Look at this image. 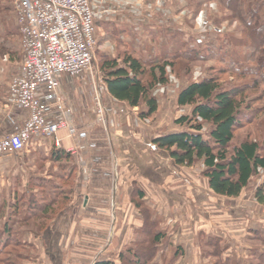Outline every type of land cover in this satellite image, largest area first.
<instances>
[{"label":"rangeland","instance_id":"obj_1","mask_svg":"<svg viewBox=\"0 0 264 264\" xmlns=\"http://www.w3.org/2000/svg\"><path fill=\"white\" fill-rule=\"evenodd\" d=\"M16 1L0 0V45L3 48L0 47L4 53L11 55L10 57L20 60L23 58V53L14 11ZM108 2L103 8L99 7L98 9V11L105 9V18L100 14L96 16L95 50L92 66L79 78H64L63 80L67 86L63 88L62 94L76 110L85 105H88L89 110L93 108L92 97L97 83L105 91L101 79L100 59L98 58L100 56L116 58L122 55L124 50H128L137 57L146 58L150 53V55L176 52L181 54L186 50L199 49L205 52L203 55L224 52L225 56L227 54L228 60H237V54L240 50L230 49L224 39L228 35L239 37L240 25L225 21L224 18L228 16L227 12L223 9L219 10L213 4L202 7V12L196 16V13H192L194 2L189 8L186 0H140L139 2L137 0H109ZM261 16L264 18V9L261 11ZM10 39L12 45L9 47L7 41ZM241 52L243 53L242 50ZM218 60L219 58H212L205 63L199 61L189 63L184 62L183 59L175 62L173 74L168 73V84L164 87H156L151 91L158 103V111L148 120H142L144 124L149 129L158 131L159 135H165L163 132L171 131L176 124L175 121L189 113V108L181 110L176 106L175 101L178 92L189 83L197 81L207 74L206 69L208 67L220 66L221 62ZM2 68L0 63V73L3 71ZM103 93L102 91V98ZM104 105L108 107L107 104ZM138 112L139 109L136 108L137 117ZM8 127L5 122L0 126V139L11 133L8 131ZM97 127L102 129L100 126ZM183 127L188 129L186 125ZM209 129L208 126L204 125L202 134L205 138L208 137ZM242 136H245L244 132L238 134L234 143H238ZM97 143L103 142L97 141ZM99 147L100 150L98 151L104 153L98 154L88 151V155L84 157L88 158L83 163L77 160L78 157H75V154L73 157L76 159L73 160L74 163L72 164L64 166L42 165L43 171L53 175V178L47 179H52L50 181L52 184L44 185L46 198L55 197V194L61 190L67 191L71 188L72 192L70 196H67L68 198H64L68 199L66 202L63 201L62 210L65 209V211L57 217L54 216L48 222L42 224L33 219L29 220L25 227H21L19 223L26 221L30 216L26 205L20 209L14 218L9 220L8 225L14 234L12 244H18V248L12 249L10 254V256L14 255V258H11L13 264H94L97 261H110L114 264H120L119 254L134 249V243L139 239V227L142 225H139L138 219V215L141 213L134 211L129 206L123 208L121 190L116 194L114 186L113 189L110 186V178L102 175L105 170L112 171L115 167L114 147L110 144H107L105 148L103 145ZM89 155L91 158L95 155L103 156L99 165L93 166L97 169H92L96 173L94 175H91V165L89 164L91 158L89 159ZM15 156H9L13 159L10 160L11 163L18 158ZM116 156L118 162L120 159L118 155ZM106 158L108 161L105 160ZM159 160L162 162L161 159ZM187 170L197 181L205 180L201 176L203 170L201 163H197ZM70 173H72V177L68 183L63 184L58 181L60 176L66 177ZM261 180L264 182V174L255 178L244 192H255L257 186L264 185ZM42 182L46 183V179H42ZM7 189L6 184H0V197H8ZM24 189L25 187L18 191L21 192ZM134 190L138 191V188L134 186ZM131 195L129 200L134 203L135 199L133 198L136 196L132 197ZM117 198L119 199L117 200ZM214 203H216L215 206L220 204L216 201ZM7 214L9 211H6ZM161 215V213L152 210L149 220L156 230L165 233L168 238L166 248L164 245L157 253L154 264H175L180 256V247L178 248L177 244L172 243V234L165 229L168 222L165 224ZM2 221L0 220V229ZM221 244L224 247V252L226 248L230 247L229 254L231 257L234 256V259H230L223 255V259L231 260L232 264L247 263L246 258L244 260L243 256L237 258L232 253L233 245L231 246L226 241L222 242V240ZM170 248L175 249V254L172 258H167L166 253ZM254 252L260 253L257 249ZM251 253L252 251L249 252L248 263L252 257ZM196 256L192 261L183 262V264H214L215 262L213 258L204 257L200 249H198ZM0 259H4V257Z\"/></svg>","mask_w":264,"mask_h":264},{"label":"trees","instance_id":"obj_2","mask_svg":"<svg viewBox=\"0 0 264 264\" xmlns=\"http://www.w3.org/2000/svg\"><path fill=\"white\" fill-rule=\"evenodd\" d=\"M186 2L189 8L194 2L192 13H196V16L202 12V7L213 4L227 12L225 21L240 25L239 37L228 35L224 39L230 49L240 50L236 61L228 60L224 52L203 55L205 52L199 49L186 50L181 54L150 53L146 58L124 50L116 58L98 57L101 79L106 93L113 100L125 103L129 108L139 109L138 118L148 120L158 111V103L151 91L168 84V73L173 74L175 62L184 59V62L189 63H205L212 58H219L220 66L208 67L207 74L189 83L176 96V106L189 108V113L175 122L180 126L186 125L188 129L158 135L152 144L158 150L167 152L176 166L191 168L201 163V176L214 196L238 198L255 178L264 174V18L261 16L264 0ZM1 47L0 55H4ZM204 125L210 128L207 138L202 134ZM240 132H244L245 136L234 143ZM57 153L54 154L55 161L62 156ZM64 155L66 157L69 154ZM71 177L72 173L66 177L62 175L58 181L68 183ZM51 180L46 179V183H43L41 178H30L23 191L19 192L15 188L10 199L0 200V220H3L0 258L4 257L0 259V264H13L14 255L10 254L12 249L18 248V244H12L14 234L8 222L22 207L27 206L30 216L19 223L21 227L33 219L43 224L65 211L62 210L63 201L68 200L64 198L71 195L72 189L61 190L55 197L46 198L44 185H51ZM54 189L57 190L56 187ZM141 195L137 190L132 194V197L136 196L133 204L143 216L139 239L134 243V249L119 254L120 264H154L157 253L168 244L166 234L156 230L150 223L151 211L139 202ZM254 200L264 207V185L257 186ZM6 211L9 214L6 215ZM198 235L196 245L204 257L213 258L214 264H232L231 260L223 259L224 247L220 239ZM247 242L253 247L249 264H264V253L254 252L264 249V233L253 232ZM94 264L114 263L97 261Z\"/></svg>","mask_w":264,"mask_h":264},{"label":"crops","instance_id":"obj_3","mask_svg":"<svg viewBox=\"0 0 264 264\" xmlns=\"http://www.w3.org/2000/svg\"><path fill=\"white\" fill-rule=\"evenodd\" d=\"M108 1L92 0L96 16L100 14L105 18V9L102 11H98V9L99 7L103 8L109 3ZM139 1L137 0V2ZM7 45L9 47L12 45L11 39L7 41ZM10 56L8 53L0 55V63L3 66V71L0 73V126L5 122L9 126L8 131L12 132L13 128L23 120L25 113L5 107L10 81L18 74L22 62L21 58L17 60ZM66 86L67 83L62 81L61 93ZM63 97L65 103L70 105L64 95ZM102 99L109 108L107 131L97 126H90L93 118L88 105L77 110L70 105L73 110L71 115L73 128L71 134L68 131H61L56 135L58 146L55 145L54 139L32 137L24 152L15 156L18 158L14 162L11 163L12 158L9 156L1 157L0 184L8 186V197H0V200L10 199L15 188L18 191L20 188L26 187V182L30 178H53L51 173L48 174L42 170V165H69L74 163L75 157H78L77 160L83 163L88 158H84L88 155V151L102 154L104 152L98 151L100 150L99 146L103 145L105 148L107 144H110L114 147L115 167L112 171L105 170L102 175L110 178V186L112 189L114 186L116 194L121 190L123 208L129 206L134 211L140 212L129 200L135 186L142 194L139 202L143 207L162 214L161 218L165 224L168 222L165 229L172 234V243L177 244L178 248L180 247V256L175 264L188 263L197 257L198 234L206 238H217L222 242H228L231 246L233 245L232 253L237 258L243 256V260L246 258L247 263L245 264H249L247 259L252 247L247 244V240L252 237L253 232L264 233V207L258 205L254 200V191L243 192L238 198L214 196L208 190L205 180L197 181L187 170L191 168L176 166L170 160L167 152L158 150L152 144V140L159 133L154 129H149L142 120H139L136 108L132 109L125 103L116 102L106 91H104ZM180 109L183 110V108ZM184 130L183 126L174 124L172 130L166 133H178ZM166 133L163 132V134ZM97 141L103 143H97ZM71 148L75 149L76 156L64 157L66 150ZM55 153L58 156L62 155L60 160L55 161ZM116 155L120 159L118 162ZM102 158L103 156L95 155L90 159L91 171L92 169L97 170L93 166L99 165ZM157 158L162 162H159L160 160ZM105 160L108 161L107 158ZM130 160L132 161L130 162ZM92 173L91 175L96 174L93 171ZM261 181L263 182V180ZM204 184L205 186H203ZM215 201L220 203L219 206H215ZM138 217L140 225L143 222L142 215H138ZM239 248L240 251H238ZM260 250L264 249H259L260 253H264ZM230 251V247L226 248L223 255L234 259V256L231 257L229 254ZM174 254L175 249L170 248L166 257L172 258Z\"/></svg>","mask_w":264,"mask_h":264},{"label":"built area","instance_id":"obj_4","mask_svg":"<svg viewBox=\"0 0 264 264\" xmlns=\"http://www.w3.org/2000/svg\"><path fill=\"white\" fill-rule=\"evenodd\" d=\"M14 11L23 59L10 81L5 107L24 111L25 117L0 139V158L24 152L32 137L54 139L58 146L59 132L71 134L73 110L65 103L61 83L86 73L95 50L92 0H17ZM102 91L97 83L90 126L107 131L109 108ZM66 152L76 154L74 148Z\"/></svg>","mask_w":264,"mask_h":264}]
</instances>
